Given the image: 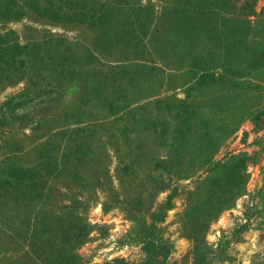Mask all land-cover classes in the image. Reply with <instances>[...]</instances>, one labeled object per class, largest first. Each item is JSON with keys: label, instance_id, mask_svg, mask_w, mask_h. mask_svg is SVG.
I'll return each mask as SVG.
<instances>
[{"label": "rangeland", "instance_id": "1", "mask_svg": "<svg viewBox=\"0 0 264 264\" xmlns=\"http://www.w3.org/2000/svg\"><path fill=\"white\" fill-rule=\"evenodd\" d=\"M15 1L77 54L0 83V264H264V0Z\"/></svg>", "mask_w": 264, "mask_h": 264}, {"label": "trees", "instance_id": "2", "mask_svg": "<svg viewBox=\"0 0 264 264\" xmlns=\"http://www.w3.org/2000/svg\"><path fill=\"white\" fill-rule=\"evenodd\" d=\"M63 4L74 5L75 3L70 0H60L57 4L49 3L47 6L38 7L35 4H28L27 6L32 8L39 16L49 18L53 21L73 23L76 20L85 22L90 26L97 25L95 22L96 19L86 14V12H72L71 9L65 10ZM250 13H253L252 10L249 12V15ZM23 14H25L24 8L18 6L15 0H0V21L4 23L18 21ZM107 14L108 9L105 8L104 12H99V19L107 17ZM9 35L10 38L8 37ZM61 46L64 48V51L60 54L59 51ZM62 54L64 57L68 55V57L72 58L77 54V51L74 49L73 45L60 36H42L38 41L32 37L24 45H20L19 42L13 38L12 34L6 33L0 35V72L2 73L0 74V83H4V81L7 83H17L26 80L27 75L25 74V70L27 68H31L32 70L38 69V64H44L45 59L55 61ZM69 75L70 78L76 76L74 72H71ZM84 75L83 89L85 91L92 78V73L86 70ZM157 166L158 169L165 168V166ZM7 169L8 170L4 171V169L0 167V188L6 187V189H8L11 186V181L7 180L8 177L17 180V183L20 185V182L26 180L25 177L30 174V172L24 171L22 168L17 169L13 167L10 169V167H8ZM78 231L80 233L77 234L75 239L81 240V238L85 237L86 230ZM29 243L31 252L35 253L36 246L34 238H32ZM73 262L74 259L71 252H69L68 255L65 254L60 256L58 260V264H74Z\"/></svg>", "mask_w": 264, "mask_h": 264}]
</instances>
